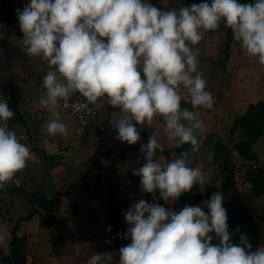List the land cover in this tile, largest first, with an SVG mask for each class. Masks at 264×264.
Segmentation results:
<instances>
[{
  "label": "clouds",
  "instance_id": "clouds-1",
  "mask_svg": "<svg viewBox=\"0 0 264 264\" xmlns=\"http://www.w3.org/2000/svg\"><path fill=\"white\" fill-rule=\"evenodd\" d=\"M17 14L26 54L40 57L50 69L39 99L51 116L43 125L46 135L68 136L58 108L61 101L68 107L79 92L85 100L81 107L104 98L120 109L123 116L114 125L118 140L136 144V125H151L162 117L168 139L195 152L200 146L197 131L204 124L195 111L181 108V93L186 90L193 109L213 107L193 47L204 32L223 22L246 54L264 66V0H211L178 11H163L148 0H30ZM13 117L7 101L0 99V189L31 159L29 147L9 129ZM158 149L163 146L154 132L141 145L146 162L134 173L143 192L158 191L163 200L175 201L206 183L201 169L189 166V150L160 163L153 159ZM223 202V193H213L207 214L199 205L175 212L143 199L133 203L124 214L130 225L125 238L131 242L119 249V264H264V246L251 251L245 235L239 245L231 242ZM210 233L219 245L212 243ZM111 261L112 253H96L88 264Z\"/></svg>",
  "mask_w": 264,
  "mask_h": 264
},
{
  "label": "crops",
  "instance_id": "crops-1",
  "mask_svg": "<svg viewBox=\"0 0 264 264\" xmlns=\"http://www.w3.org/2000/svg\"><path fill=\"white\" fill-rule=\"evenodd\" d=\"M148 2L169 6L171 0H148ZM29 3L30 0H0V99L6 100L11 110L13 98L18 99L17 103L20 107L21 120L15 121L13 117L8 122L9 129L14 131L20 142L27 145L31 151V159L28 161L26 168L17 174L24 183V192L21 191L20 193V191H16L15 193H10L6 191V187L0 189V196L1 194L5 195V199L9 203L6 202L5 204L7 208H10V211L7 210V212H4L0 202V236L3 237V241L0 242V247H8L11 241V231L15 226V219L26 215L31 210L26 192L30 194L44 193L48 197H53L57 192H64L60 188H55V190L53 188V191H55L53 192L54 194H49L43 187L35 185L33 188L35 184L33 173L39 172L40 176L46 177L45 179L52 181L57 186L56 184L68 180L64 174V171H67V167H70L67 171L70 174V172L73 173L75 171V166L83 164L84 166H89V170L79 180H77L78 178L74 179V182L65 191L86 177V181L90 187L88 192L79 203L77 211L74 209L76 204L75 196L71 198L63 197L60 213H57L60 218L71 219L70 227L75 233L74 239L69 240L64 245H60L56 242L54 230L43 227L38 215L31 221L26 222L27 226L33 224V227L22 228V224L25 223L22 222L18 230V235L19 237L26 238L25 246L28 253V264H88L89 259L96 253H112L111 264H119V249L127 244L126 240L124 238L120 239L118 235L121 232L123 233V231L127 232L129 227H126L127 222L125 216L118 211L120 217L118 227L121 230L114 235L108 232L112 199L116 198L113 195L115 183L119 181L128 183L136 180L130 178V167L128 164L136 165L139 168L141 160L137 155H129L127 160L119 165L117 169L120 172V167L127 165V171L129 173L126 176L120 173L121 175L119 177L113 174H106L108 168L111 170V166L108 167L109 163L104 161L105 166L101 174L102 178L98 179V172L90 171L92 158L98 148L108 153H118L123 147L127 150H140L141 145H146L149 137L155 132L159 143L163 146V150L158 149L153 159L156 162L167 163L171 161L173 156L166 157L162 151L172 149L176 145V141L168 139L165 134V125L162 117L155 119L151 125L147 123L144 125H136L140 133V140L136 144L129 145L127 142L118 140L116 138L118 133L114 125L122 118L123 113L120 109L108 105L104 98L100 119L106 125V130L101 134L98 144L91 141L90 130L79 127L72 115L61 111V102L58 108L60 120L67 126L69 134L66 137L61 135H46L43 130V125L51 116L50 112L40 105L39 99L46 91L43 88V77L50 69L47 63L40 57H29L26 54L23 45V33L20 30L17 14V9L22 11ZM206 33L210 37L214 34H219L218 32L208 31L204 32L203 38ZM205 42L207 43V40L204 41L203 39L200 42L202 48H204L203 53H206ZM193 47L195 49L196 45ZM203 58H206L205 55ZM227 67H229V64H227ZM141 78L143 79V74ZM206 82V91H212L209 88L211 83ZM212 82L216 83L214 88L215 93H211L214 100L213 105L216 108L223 109L217 115H220L221 118L224 115L229 117L230 123L228 124L217 121L220 118L216 119V117L214 119L215 121H213L214 123H212V117L215 116L213 115L214 109H193L186 90L182 89L181 93V108L195 111L197 118L200 115L201 120L204 121L206 119L207 121L204 122L210 126L207 125L208 127L203 128L202 132L197 131L200 146L197 153L191 155L188 161L190 167H199L206 176V183L202 186L200 185V189L203 192L208 184L215 182L221 185L224 181V173L218 163L220 160L219 156L221 155L216 149L217 145L219 144L221 148H226L230 128L235 121L247 111L251 103L264 100V92L259 93L261 90L260 81H240L239 83L237 81ZM262 85L264 91V83ZM226 97H229L230 100H227ZM230 107L233 109L232 113L229 111ZM210 124L213 125L212 128ZM238 136L237 139H240V136ZM232 158L234 161L233 169L235 170L236 167H241L242 160ZM213 168L217 169L216 174L212 172ZM128 174L130 177H128ZM122 177L124 180H122ZM118 178L120 179L119 181ZM246 184L235 189H245V192L240 195L237 194V197L241 201L244 199L245 211L253 217L247 205L256 197L257 199L263 197V194L257 188H250L252 192L248 191L249 187L248 185L245 187ZM130 188L129 192L132 194L133 187L130 186ZM137 188L135 192L140 198L145 199L151 197V193L143 192L140 184H138ZM125 191L127 192V189ZM19 198L24 201L28 209L26 208L27 212L16 216L18 213L16 212V204ZM206 202L203 203L205 204ZM157 204L175 212H179L186 206L180 202V197L175 201H165L161 198ZM236 210H238L237 207ZM259 211L261 213L260 215H263L264 203L261 204ZM204 212L206 214L209 213V209L204 210ZM254 217L257 218L256 216ZM246 224H241L237 228L239 231L235 229L230 233L231 242L240 243L241 235H245L248 242L252 245L251 251H255L264 246V223L258 224L257 226ZM21 228L22 232H20ZM111 245H113L111 248H107Z\"/></svg>",
  "mask_w": 264,
  "mask_h": 264
},
{
  "label": "trees",
  "instance_id": "trees-1",
  "mask_svg": "<svg viewBox=\"0 0 264 264\" xmlns=\"http://www.w3.org/2000/svg\"><path fill=\"white\" fill-rule=\"evenodd\" d=\"M201 2L211 3V0H171L169 6H163L160 4L152 5L160 8L163 11L169 10H179L181 7L190 6L191 4H199ZM239 3H254V0H239ZM211 32H215L211 31ZM240 45L239 42L235 41L233 34L230 28L227 29L224 35L223 46L220 49L221 54H223L224 59L221 61V66L224 69L231 59V54L235 46ZM18 99L13 98L12 111L14 112V120L20 121V107L17 103ZM240 136V139H237V136ZM238 136V137H239ZM264 136V100H260L256 103H251L247 111L238 118L235 123L230 128L229 140L226 145V148H221L218 144L216 149L219 151L220 160L218 161L220 168L222 169L223 183L208 184L205 191L203 192L200 189V185L197 184L189 192L183 193L180 196V202L184 205H200L203 202L208 201L212 194L215 192H221L224 196L223 207L227 210L229 225V232H233L236 227L241 224H252L257 226L258 224L264 223V213L258 218L252 217L245 211V206L241 199H239L236 194V186L232 182V173L231 168L228 165L229 159L233 156V151L236 150L240 156L244 159L256 158L260 170L264 165V160L261 159L256 153L253 152V148L257 143V140ZM190 145L185 144L182 147H176V145L169 150L162 151L166 157H172V154L175 153L177 156L185 150H189V157L193 154H196L197 151H190ZM134 154L139 156L141 163L140 167L143 166L145 161V153L137 150H127L124 147L118 153H108L103 152L98 148L95 155L91 161V170L92 172H98V179H101V174L104 169V161L109 163L113 171H117L119 165H121L128 156ZM225 165V166H224ZM87 178L82 179L78 184L70 186L64 192H57L53 197H48L44 193H34L30 194L26 192L29 203L31 205V210L24 216H20L14 221V228L11 231V241L6 248L5 246L0 247V264H28V253L25 246V237H19L18 230L22 222L31 221L35 216L40 217V221L43 227L51 228L55 232L56 242L60 245L66 244L69 240L74 239L75 233L70 227V218H60L57 215L58 210L60 209L61 200L63 197L71 198L75 196L76 204L74 209L77 211L79 203L83 200L84 196L89 190V184L87 183ZM24 190V183L22 187L17 188L13 185L6 187V191L10 193L21 192ZM24 192V191H23ZM236 194V195H235ZM232 200V202H231ZM238 207V211L236 210ZM242 213V214H240ZM76 215V214H75ZM13 220V219H12ZM120 222V217L118 211L113 210L109 213V234H116L121 228L118 227ZM125 235V231H123ZM119 237V235H118ZM212 243L219 245V238L213 234ZM126 244L131 242L128 238L125 239ZM233 244L239 245L240 243L233 242ZM113 245L107 248H111ZM243 246V245H241Z\"/></svg>",
  "mask_w": 264,
  "mask_h": 264
},
{
  "label": "rangeland",
  "instance_id": "rangeland-1",
  "mask_svg": "<svg viewBox=\"0 0 264 264\" xmlns=\"http://www.w3.org/2000/svg\"><path fill=\"white\" fill-rule=\"evenodd\" d=\"M228 27H226L223 22L221 23L220 27L215 30V32H218L219 34L217 35H212V37H210V35L208 33L205 34L203 40H207L206 43V53H203V49L202 45L197 44L196 45V50H198V58H199V70L200 72L203 74L204 79L206 81H208V83H211V85L209 86V88L212 91H208L210 93H215V86L216 83L212 82V81H237L238 83L240 81H260L261 82V90L259 93H263V85L262 83H264V66L260 65L257 61V59L255 57H249L246 52L240 47V45H237L234 47L233 52L231 54V59L229 60V67H226L223 69L221 66V61L224 59L223 54H221L220 49L223 46V42H224V35L225 32L227 31ZM205 55L206 58H203V56ZM214 90V91H213ZM225 95V93H224ZM226 99L230 100L229 97H226ZM229 105V104H228ZM228 108V107H227ZM211 109H214V113L212 117L213 120L212 123H214L213 121H215V117L220 118L217 121H221L224 124H228L230 123L229 117H227L226 115H224L222 118L220 117V112H222V108H216L214 105ZM219 109V110H218ZM218 110V112H217ZM232 107H230V112L232 113ZM217 112V113H216ZM209 115V113H208ZM198 118L201 120V116L198 115ZM207 118V117H205ZM209 120V119H208ZM203 121V120H202ZM204 121L206 122L207 120L204 119ZM203 121L204 124V128L208 125H206V123ZM210 122V120H209ZM211 125V124H210ZM209 126V125H208ZM207 126V127H208ZM210 127V126H209ZM213 127V125H211V128ZM91 141H93L92 136H91ZM253 152L256 153L261 159L264 160V136L259 138L257 140L256 145L253 148ZM233 158L229 159L228 161V165L231 168V172H234L233 166ZM128 166L130 167V173L129 171H127ZM124 165L122 167H120V172L118 171H113L112 169L110 170V168H108V171L106 172V174H113L115 176H120L121 174L123 176H126L127 173H129L131 175V177L128 174V177L132 178L134 181H130L128 183L126 182H120L119 178H118V183H115V191H114V199H112V205H111V211L116 210L120 211L123 215L130 209L131 205L135 202H138L139 200L143 199L145 201H147L148 203H157L161 197L159 195V192H156L155 194H152L151 197L148 198H140L139 195L135 192L137 191V187L138 184H140V177L135 175V171L138 170V166L133 164H128ZM225 166V165H224ZM108 167H110V165L108 164ZM75 171L73 173L70 174L67 173V171L70 169V167H67V171H64L65 176L68 178V180L66 182H61L59 184H56L57 186L54 185V183L48 179H45L46 177L40 176L39 172H34V182L35 184L33 185V188L36 186H40L43 187L47 193L49 194H54L53 192V188L55 190V188H60L61 191H65V189L74 182V179L79 180L88 170H89V166L87 165H77L74 167ZM132 171V172H131ZM212 172H214L216 174L217 169L213 168ZM244 172L246 173L247 176V181H246V186L248 185V191L252 192L250 190V188H257L259 191H262L263 197L258 198L257 197L255 199H253L252 201H250V204L248 203L247 207L249 206L251 214L254 216H256L257 218L260 217L261 213H260V207L261 204L264 203V165L261 168V170L258 171H252L249 169H245ZM121 173V174H120ZM92 178V176H91ZM122 180H124V178L122 177ZM137 182V183H136ZM137 184V186H136ZM244 184V185H245ZM11 185V183L7 184L6 187H9ZM130 186L133 187V193L131 194L129 192V190L131 189ZM136 186V187H134ZM241 187V186H240ZM127 189V192L125 191ZM245 189H236V194H241L244 193ZM3 193V192H1ZM21 193V192H20ZM117 194L118 197H117ZM235 194V195H236ZM2 199V200H1ZM0 202H1V206H3V211L7 212V210L10 211V208L6 206V202L8 203V201L5 199V195L1 194L0 196ZM243 205H244V199L242 200ZM9 204V203H8ZM206 203H202L200 206H202V210H207L208 208H205ZM61 206V205H60ZM259 207L257 210L256 208ZM26 205L24 204V201H22L20 198L19 200H17V204H16V212L18 216L21 213H25L27 212L26 210ZM238 208V207H237ZM28 209V208H27ZM61 209V208H60ZM60 209L58 210V214L60 213ZM238 211V210H237ZM242 214V213H240ZM147 215V214H146ZM15 216V217H16ZM127 222V221H126ZM35 224V222H34ZM126 227H130V225L127 223ZM247 225V224H245ZM252 225V224H250ZM241 226V225H240ZM26 227H33V224H30L27 226V223H23L22 224V228H26ZM239 227V226H238ZM238 227H236L235 229H237ZM22 228L21 231L22 232ZM32 231V230H30ZM214 233H210V235H213ZM120 239H127L125 238V235H123V233L121 232L119 234ZM128 239L131 241L130 237H128Z\"/></svg>",
  "mask_w": 264,
  "mask_h": 264
},
{
  "label": "built area",
  "instance_id": "built-area-1",
  "mask_svg": "<svg viewBox=\"0 0 264 264\" xmlns=\"http://www.w3.org/2000/svg\"><path fill=\"white\" fill-rule=\"evenodd\" d=\"M84 102V98H82L80 93L77 92L68 101V107H64V102L61 101V111L72 115L79 127L90 130L93 141L98 144L101 134L106 130V125L100 119L104 101L103 98H101L96 104H89L87 107H81V103ZM233 156L234 158L242 160L241 167H236L234 172H232V182L236 187H240L247 181V176L244 170L249 169L252 171H258L260 170V165L256 158L244 159L236 150L233 151ZM10 183L17 188H20L23 185V181L17 175L14 181Z\"/></svg>",
  "mask_w": 264,
  "mask_h": 264
}]
</instances>
